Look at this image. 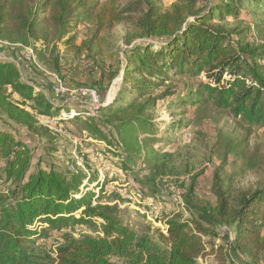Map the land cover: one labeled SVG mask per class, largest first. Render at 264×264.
I'll return each instance as SVG.
<instances>
[{"label": "trees", "instance_id": "16d2710c", "mask_svg": "<svg viewBox=\"0 0 264 264\" xmlns=\"http://www.w3.org/2000/svg\"><path fill=\"white\" fill-rule=\"evenodd\" d=\"M263 5L264 0H172L165 9L161 0H0V38L31 46L48 71L63 76L60 45L80 55L127 24L134 32L123 60L116 53L117 65L109 70V85L122 72L123 86L101 106L102 114L75 117L87 124L93 139L79 137L82 146L91 144L129 169L128 162L147 147L154 152L161 145L155 115L164 104L179 115L188 106L194 112H230L247 125L231 148L242 155L240 145L249 141L253 127L264 126V30L255 25L263 42L254 44L238 26L223 21ZM83 24L92 26L91 36L80 45L75 32ZM173 78L186 81L178 88ZM47 79L46 89L38 91L14 61L0 59V122L37 137L54 133L36 116L59 123L66 109L53 90L55 78L47 74ZM174 123L178 130L186 126L183 118ZM64 129L72 131L67 124ZM83 147L78 153L84 167L77 171L70 169L73 156L67 172L43 161L34 168L32 148L0 126V264H199L207 238L219 236L223 226L232 236L222 238L226 246L217 252L222 263L228 258L264 263V161L256 187L236 190L216 170L211 188L216 203L200 198L192 183L183 195L195 218L174 215L167 219V233L157 228L154 235H139L120 220L118 204L103 201L107 181L89 177L101 194H80L90 175L85 169L93 166ZM91 228L101 233H84Z\"/></svg>", "mask_w": 264, "mask_h": 264}, {"label": "rangeland", "instance_id": "374dc122", "mask_svg": "<svg viewBox=\"0 0 264 264\" xmlns=\"http://www.w3.org/2000/svg\"><path fill=\"white\" fill-rule=\"evenodd\" d=\"M171 2L172 0H161L165 9ZM249 10L251 13L248 15L242 13L237 18H229L223 23L228 26H238L251 43L260 44L263 38L255 25L259 24L264 30V5L255 11L253 8ZM91 28L92 26L88 24L77 28L75 32L77 44L81 45L89 41ZM133 32L131 26L121 24L111 35L106 36L101 44L93 45L91 50H86L80 55L60 45L63 76L59 77L68 84L65 93L57 97L59 104L67 110L90 111L93 105L88 92L96 89L102 96L100 99L104 100L101 101L104 105L112 102L123 86L122 72L117 74L109 85L110 67L112 64L114 67L117 65L113 56L121 52L123 60V51L127 49ZM2 53L21 57L18 67L23 75L29 77L37 89H46L47 74L52 73L37 54V62L34 63L23 48L4 46L0 48V59L5 58L6 54ZM80 58H84L89 66L84 67ZM96 81L98 83L95 84ZM171 81L174 86L180 88L186 79L173 78ZM110 94L112 99L109 97ZM176 110H169L168 106L163 104L155 115L157 134L163 139L161 145L154 146V152L147 147L141 156L128 162L129 169H124L120 161L118 164L114 163L113 157L107 160L96 153V148L89 146L91 144L85 145V148L82 146L85 152L90 153L88 161L93 166L86 169L90 175L84 179L81 189L92 190L98 196L101 194L100 189L96 186V182L91 183L88 178L98 176L97 180L107 181V192L103 195V201L118 204L120 220L139 235L147 233L154 235V230L166 228L167 219L174 215H179L184 220L195 218V213L188 207L183 195L185 189L192 183L195 193L200 198L216 203V196L211 189L216 170L230 179L236 190L254 188L259 182L257 168L264 161V126L253 127L249 141L240 145L244 147V154L241 155L240 148H237L239 153L231 148L238 145L243 138L244 128H247V125H241L230 112L213 109L194 112V108L188 106L187 113L179 115L180 113H174L178 112ZM179 118H183L186 126L178 130L172 126ZM65 124L72 130L70 133L74 132L76 137L49 132L37 137L23 127L0 122L1 127L14 132L18 139L32 148L34 168L43 161L44 164L54 163L59 170L67 172L70 159L74 155L76 140L79 137L86 138L87 140H84L89 143V140L93 139L89 137L88 126L82 120H70ZM217 144L220 145V152L216 150ZM1 165L3 166V163ZM177 189L180 198L174 192ZM151 203L161 208H154ZM230 231V228L223 226L217 228L219 236L207 238V251L199 258V264H243L236 258H228L225 263L220 261L221 257L217 252L219 247L226 246L222 238L228 233L232 236ZM84 233L96 236L101 232L100 229L91 228ZM241 258L245 260V256L241 255Z\"/></svg>", "mask_w": 264, "mask_h": 264}, {"label": "built area", "instance_id": "2783aa9c", "mask_svg": "<svg viewBox=\"0 0 264 264\" xmlns=\"http://www.w3.org/2000/svg\"><path fill=\"white\" fill-rule=\"evenodd\" d=\"M82 26H85V24H83ZM4 46H6V47L11 46L12 48H19V49L23 48L27 52L28 57L30 58V60L32 62H34V63L37 62V60H36L37 59V55H36L34 49L31 46H25V45H23V44H21L19 42H12L11 43L8 40L0 38V48H2ZM5 54H3V55H5ZM4 59L12 60L18 65L19 60L21 59V57H19L17 59L15 57H12V55H7L6 54ZM80 62L82 63V65L84 67H88L89 66L88 62H86V60L84 58H80ZM51 73L52 74H50V75H52L55 78V80H56L55 84L53 85V90L55 92L56 97H58L61 94L65 93L67 82L64 79L63 80L60 79V77L58 75L54 74L53 72H51ZM36 90L41 91L42 89H37V87H36ZM80 91H81V89H80ZM88 95L90 96V99H91V102H92V105H93V109H91L90 111L86 110L85 112H77L74 109H70V110L65 109V110L61 111L60 114H59V118H58L59 123H57L58 121H57L56 118H52V117H48V116H41V115L36 114V113L35 114H36L40 124L43 125L44 127L50 128L54 133H62V134H65V135L69 136V135H71V133L70 132L69 133L68 132H64V130H63L66 122H68L70 120H74L75 117L78 114H85V115H88V116L98 115L97 112H100L99 110H100L101 106L104 105V103L101 102V100L99 98V95L96 92V90H90V92H88ZM71 137H73V136L71 135ZM80 147H82V142L79 139H77L76 143L74 145V151H73V153H74L73 158L75 160L70 165V169L72 171H77L79 169V167H84V165L82 163V160L80 158V155L78 153L79 152L78 149ZM185 186H187V184H185ZM85 189H87V187ZM85 192H86V190L81 189V193L80 194H83ZM174 192L176 193L177 197L180 198V195L178 194V189L175 190ZM76 196H79V195H76ZM151 205L154 208H157V207L161 208V207L156 206V205H154L152 203H151ZM162 230H163L164 233H167V225H166V228H162Z\"/></svg>", "mask_w": 264, "mask_h": 264}, {"label": "bare ground", "instance_id": "6f19581e", "mask_svg": "<svg viewBox=\"0 0 264 264\" xmlns=\"http://www.w3.org/2000/svg\"><path fill=\"white\" fill-rule=\"evenodd\" d=\"M111 95H112V94H110L109 97L112 99V96H111ZM110 98H109V100H110Z\"/></svg>", "mask_w": 264, "mask_h": 264}, {"label": "crops", "instance_id": "0c3cea01", "mask_svg": "<svg viewBox=\"0 0 264 264\" xmlns=\"http://www.w3.org/2000/svg\"><path fill=\"white\" fill-rule=\"evenodd\" d=\"M14 56H15V55H14ZM15 58H17V59H18V58H19V56H17V55H16V57H15Z\"/></svg>", "mask_w": 264, "mask_h": 264}]
</instances>
